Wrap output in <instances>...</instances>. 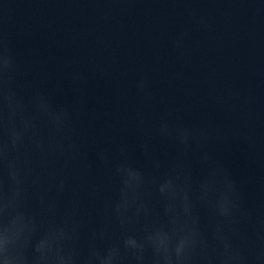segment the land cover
I'll return each mask as SVG.
<instances>
[{"label":"clouds","instance_id":"1","mask_svg":"<svg viewBox=\"0 0 264 264\" xmlns=\"http://www.w3.org/2000/svg\"><path fill=\"white\" fill-rule=\"evenodd\" d=\"M187 36L180 31L172 41L178 56ZM19 71L0 32V264H264V203L248 207L231 170L209 149L224 137L207 124L170 119L174 110L155 127L143 105L137 110L146 164L134 161L127 144L95 149L115 183L91 226L71 183L95 167L75 110L24 85ZM82 78L70 74L74 84ZM135 87L151 99L148 78ZM154 138L176 147L172 161L155 154ZM88 188L95 200L97 184Z\"/></svg>","mask_w":264,"mask_h":264},{"label":"water","instance_id":"2","mask_svg":"<svg viewBox=\"0 0 264 264\" xmlns=\"http://www.w3.org/2000/svg\"><path fill=\"white\" fill-rule=\"evenodd\" d=\"M180 31L188 33L183 56L172 47ZM0 32L19 80L75 110L95 167L71 183L91 226L115 183L95 149L127 144L134 161L146 164L135 127L142 105L152 127L174 110L172 120L217 130L223 142L209 149L231 170L248 207L264 203V0H0ZM74 72L83 77L75 84ZM141 77L150 81L148 101L136 91ZM153 150L165 164L177 153L159 138Z\"/></svg>","mask_w":264,"mask_h":264}]
</instances>
